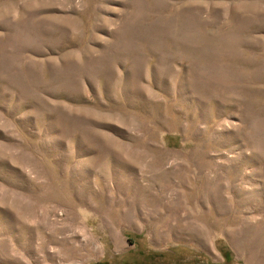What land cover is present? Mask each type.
<instances>
[{"label":"rangeland","instance_id":"obj_1","mask_svg":"<svg viewBox=\"0 0 264 264\" xmlns=\"http://www.w3.org/2000/svg\"><path fill=\"white\" fill-rule=\"evenodd\" d=\"M0 264H264V0H0Z\"/></svg>","mask_w":264,"mask_h":264}]
</instances>
